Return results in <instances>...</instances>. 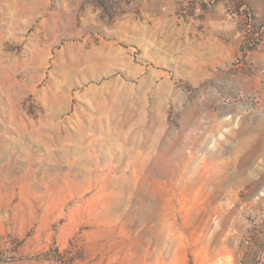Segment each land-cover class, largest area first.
Here are the masks:
<instances>
[{
    "label": "rangeland",
    "instance_id": "1",
    "mask_svg": "<svg viewBox=\"0 0 264 264\" xmlns=\"http://www.w3.org/2000/svg\"><path fill=\"white\" fill-rule=\"evenodd\" d=\"M257 263L264 0H0V264Z\"/></svg>",
    "mask_w": 264,
    "mask_h": 264
},
{
    "label": "trees",
    "instance_id": "2",
    "mask_svg": "<svg viewBox=\"0 0 264 264\" xmlns=\"http://www.w3.org/2000/svg\"><path fill=\"white\" fill-rule=\"evenodd\" d=\"M257 248H258V247H257ZM258 250H259V248H258ZM259 251H261V250H259ZM255 255H256V258L259 259V255H260V253L258 252V253H256ZM257 264H258V263H257Z\"/></svg>",
    "mask_w": 264,
    "mask_h": 264
}]
</instances>
